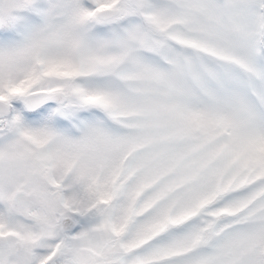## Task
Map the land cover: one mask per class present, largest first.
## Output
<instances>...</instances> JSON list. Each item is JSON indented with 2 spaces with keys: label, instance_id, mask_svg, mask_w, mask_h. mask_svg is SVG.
Masks as SVG:
<instances>
[{
  "label": "snow or ice",
  "instance_id": "obj_1",
  "mask_svg": "<svg viewBox=\"0 0 264 264\" xmlns=\"http://www.w3.org/2000/svg\"><path fill=\"white\" fill-rule=\"evenodd\" d=\"M0 264H264V0H0Z\"/></svg>",
  "mask_w": 264,
  "mask_h": 264
}]
</instances>
